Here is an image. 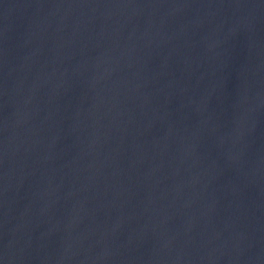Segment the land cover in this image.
<instances>
[{"label":"water","instance_id":"95a60500","mask_svg":"<svg viewBox=\"0 0 264 264\" xmlns=\"http://www.w3.org/2000/svg\"><path fill=\"white\" fill-rule=\"evenodd\" d=\"M0 264H264V0H0Z\"/></svg>","mask_w":264,"mask_h":264}]
</instances>
